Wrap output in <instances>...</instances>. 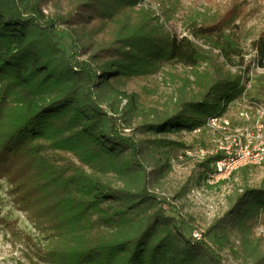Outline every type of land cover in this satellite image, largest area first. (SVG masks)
Listing matches in <instances>:
<instances>
[{
	"label": "trees",
	"instance_id": "trees-1",
	"mask_svg": "<svg viewBox=\"0 0 264 264\" xmlns=\"http://www.w3.org/2000/svg\"><path fill=\"white\" fill-rule=\"evenodd\" d=\"M151 1L163 8L172 0H0V181L42 243L15 221L0 225L27 264H224L207 240L219 230L237 231L254 256L248 244L264 225V186L244 188L197 239L168 214L171 201L150 190L144 141L135 137L194 131L241 95L252 101L248 76L230 70L244 64V3L193 18L178 35L169 11ZM49 6L59 14H47ZM251 48L264 67V27ZM179 68L192 71L191 95L180 92L158 120L132 128L124 112L100 103L127 80Z\"/></svg>",
	"mask_w": 264,
	"mask_h": 264
},
{
	"label": "rangeland",
	"instance_id": "rangeland-1",
	"mask_svg": "<svg viewBox=\"0 0 264 264\" xmlns=\"http://www.w3.org/2000/svg\"><path fill=\"white\" fill-rule=\"evenodd\" d=\"M237 1L244 3L246 12L244 18L237 23L241 27L239 31L245 59L242 67L228 68L245 79V74L250 78L253 76L252 80L246 79L244 82L252 101L241 95L228 102L218 117L229 123L228 128L232 130V135L236 133L234 128L238 134L244 133L243 140L247 139L249 146L246 152L256 154L258 147L264 142V67L258 63L254 64L251 40L264 27V0ZM159 3L162 2L151 1L157 11H169L173 30L178 35H184L193 18L209 19L225 11L231 0H172L163 3V8ZM45 12L49 15L59 14V10L52 6ZM61 45L70 49V40L65 35H62ZM214 54H218V51ZM219 62L222 63L223 60ZM189 80H194L192 71L180 68L143 75L125 81L113 90L103 92L100 103L105 110L115 105L125 113L122 115L126 116L125 119H131L132 128H135L144 117L158 120L172 111L175 108V98L180 92L188 98L191 95ZM243 126H249V132H243ZM123 132L125 135L134 134L130 128H124ZM222 134L205 125L194 131L137 133L135 136L139 143L144 141L143 155L152 176L150 190L157 196L171 201L168 214L181 216L187 221L189 231L186 230V233L197 239L226 214L229 202L244 188L264 186V162L240 167L230 174L217 172L215 162L219 159L208 162L209 159L221 155L216 151ZM151 140L155 141L154 145L148 143ZM205 152L207 154L202 155ZM9 190L6 181H0V218L17 222L20 231L42 243V237L28 222L26 215L16 209ZM207 240L222 254L224 264H256L255 254L264 255V225L256 230L255 239L248 244L253 257L242 250V241L237 231L226 233L219 230L216 237L211 236ZM255 243L258 244L257 249ZM0 264H27L22 247L11 243L10 236L2 225Z\"/></svg>",
	"mask_w": 264,
	"mask_h": 264
},
{
	"label": "built area",
	"instance_id": "built-area-1",
	"mask_svg": "<svg viewBox=\"0 0 264 264\" xmlns=\"http://www.w3.org/2000/svg\"><path fill=\"white\" fill-rule=\"evenodd\" d=\"M255 64V63H254ZM248 78H250L248 76ZM253 76L249 79L252 80ZM245 82V81H244ZM206 126L209 129L222 132L221 139L218 140L217 153L221 154L219 160L215 162L216 170L220 174H230L240 167H248L253 165L262 164L264 162V142L262 147L259 146V151L254 154L253 152H246L249 149L247 139L243 140L244 133L238 134L236 132L232 135V130H229V123L222 120L221 117H212L207 120ZM243 132H249V126L242 127ZM261 147V148H260ZM207 152L202 153V155Z\"/></svg>",
	"mask_w": 264,
	"mask_h": 264
}]
</instances>
